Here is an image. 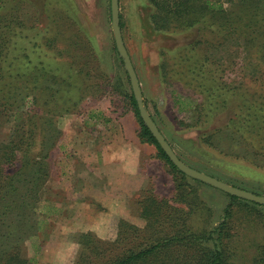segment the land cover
I'll return each mask as SVG.
<instances>
[{"label":"rangeland","instance_id":"rangeland-1","mask_svg":"<svg viewBox=\"0 0 264 264\" xmlns=\"http://www.w3.org/2000/svg\"><path fill=\"white\" fill-rule=\"evenodd\" d=\"M201 1L193 0V8L203 12ZM210 1L215 6L202 20H185L195 25L157 30L156 8L148 0H119L123 39L145 106L181 161L264 196V151H250L238 143L242 130L231 133L226 127L229 119L251 118L254 110L264 117V36L256 29L248 41L235 29L238 0ZM69 3L47 6L38 20L32 17L38 6L27 0L7 5L13 14L11 57L21 54L29 77L16 96L24 113L16 120L0 119V146L9 138L24 142L11 146L18 162L9 172L22 164L28 176L34 170L29 164L42 159L46 174L38 192L13 199L15 206L37 208L38 231L25 243L32 264H75L84 234L100 242L109 257L152 242L162 228L150 227L141 215V203L151 195L169 201L172 208L164 213L188 208L176 201L169 166L153 145L140 140L132 87L115 44L111 0H76L78 17L73 6L67 11ZM44 65L57 69L59 77L42 83L38 70ZM61 78H67L65 84ZM63 95L76 97V105L63 108ZM192 184L199 199L192 203L188 227L198 232L217 226L229 206L228 264H255L264 245V206L232 200L202 182Z\"/></svg>","mask_w":264,"mask_h":264},{"label":"trees","instance_id":"trees-1","mask_svg":"<svg viewBox=\"0 0 264 264\" xmlns=\"http://www.w3.org/2000/svg\"><path fill=\"white\" fill-rule=\"evenodd\" d=\"M14 1L19 2L20 5L26 2V0H11V2ZM27 1L38 6L35 16L32 15L37 20L39 15H44V11H49L47 6L60 2V0ZM62 1L70 2L66 5V9L73 6L76 16H79L80 9L76 0ZM148 1L156 8L152 19L157 30H171L173 28L185 30V28L195 25L194 22L188 23L185 20H202L204 13L207 15V10L215 6L210 0H202L201 7L203 12H201L200 9L195 10L193 8V0ZM11 2L0 0V119L1 117H6L7 119L13 117L16 120V116L23 114L25 111V108L21 111L22 107L16 104L18 101L16 99L17 92H21L18 90L23 88L29 76L24 71L25 62L21 54L16 58L11 57L9 36L12 33H9V29L13 14L7 10V5ZM217 7L222 8L221 5H217ZM235 14L236 23H238L235 29L238 32L241 29L243 30L244 39L249 41V33L256 29H259L264 36V0H238ZM21 18H26L25 13L22 14ZM196 21L198 22V20ZM24 23L19 22V25L23 27ZM252 23H259V28L253 26ZM38 24L42 23L39 22ZM40 69L38 74L40 75V81L43 80L42 83H47L49 79L55 80L59 77V74H56L57 69L48 68L47 65L42 66ZM53 73L54 75H52ZM61 79L63 81L60 82L58 80L59 83L65 84L67 78ZM68 87L69 84L62 89L66 90ZM48 92L54 97V91L49 90ZM56 92L60 94L62 90ZM63 96L61 99L63 108L69 110V108L76 105L77 102L74 100L76 97L73 99L66 95ZM129 97L140 124L139 137L141 142L153 145L157 149L158 158L169 166L174 178L176 201L184 203L189 211L176 208L171 209L174 210L171 214L164 213L165 208H172L169 205V201L160 200L151 195L141 203V215L150 227L162 228L161 233L157 232L159 234L155 236L152 242L145 245L140 244L137 248L125 249L121 253L109 257L105 255L107 250L99 246L100 242L96 241L92 235L84 234L79 238L81 250L75 264H228L224 241L228 224L233 217L230 207L225 208L223 221L217 226H212L209 230L196 232L188 227V216L195 212V207L192 203L197 202L199 199L198 190L192 183L200 184L201 182L188 178L171 162L141 119L134 95L131 94ZM181 110L185 111V107L181 108ZM226 127L231 133L242 130V134L238 138L240 142L237 141V138H235V141L247 145L250 151L253 150V147H258L260 151H264V117L260 116L255 110L251 114V118L249 114L243 119L238 118L235 121L229 119ZM159 128L162 130L161 126ZM211 136L217 137L216 135ZM256 137H258L257 140L260 142L259 145L254 141ZM15 141L9 138L7 144L3 143L0 146L1 150L4 149L3 151L0 150V264H32V260L26 253L25 243L35 237L38 231L33 217L34 215L36 216L37 208L35 205L26 206L23 204L15 206L13 199L28 195L32 196L38 192L42 177L46 174L42 159H36L37 161L29 164L34 170L28 176L25 174V168L22 164H18L12 172L8 171L10 167L18 162L17 153L14 152L11 146L17 149L18 144L22 145L24 143L23 140L18 141V143ZM170 145L174 149L173 144L170 143ZM260 153L258 154L260 155ZM262 166L264 167V162ZM38 167L39 169L37 170ZM229 197L232 200L239 199L230 195ZM250 203L258 205L253 202ZM120 224L124 227H131L130 224L124 221L120 222ZM119 237L123 236L120 235ZM254 260L255 264H264V245L260 247Z\"/></svg>","mask_w":264,"mask_h":264},{"label":"water","instance_id":"water-1","mask_svg":"<svg viewBox=\"0 0 264 264\" xmlns=\"http://www.w3.org/2000/svg\"><path fill=\"white\" fill-rule=\"evenodd\" d=\"M111 15H112V28H113L116 48L120 57H122V59L125 62V68L130 80L134 98L137 102L140 117L143 120L144 124L147 126V128L150 130L154 138L157 140L158 144L161 146L163 151L169 157L171 162L182 173L186 174L187 176L197 181H200L204 184H207L211 187L221 190L230 196H234L246 200L248 202H253L258 205L264 206V196L243 189L232 187L227 183L223 182L222 180H219L213 176H210L208 174H205L203 172H200L194 168L185 165L181 161V159L175 153L170 143L167 141L163 133L160 131L158 125L156 124V122L154 121V119L152 118L151 114L149 113L148 109L145 106L140 81L135 71L131 57L128 53V50L125 46L121 31V26L119 22V0H111Z\"/></svg>","mask_w":264,"mask_h":264},{"label":"crops","instance_id":"crops-1","mask_svg":"<svg viewBox=\"0 0 264 264\" xmlns=\"http://www.w3.org/2000/svg\"><path fill=\"white\" fill-rule=\"evenodd\" d=\"M122 31V30H121ZM123 35V34H122ZM125 43V42H124ZM126 46V45H125ZM127 48V47H126ZM128 50V49H127ZM129 53V52H128ZM131 57V56H130ZM132 60V59H131ZM133 62V61H132ZM134 65V64H133ZM135 71H136V65H134ZM137 73V72H136Z\"/></svg>","mask_w":264,"mask_h":264}]
</instances>
